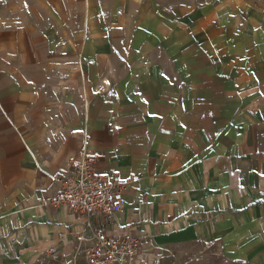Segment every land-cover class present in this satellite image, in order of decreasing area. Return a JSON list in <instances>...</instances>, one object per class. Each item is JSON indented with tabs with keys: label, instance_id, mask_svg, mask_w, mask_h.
Here are the masks:
<instances>
[{
	"label": "crops",
	"instance_id": "obj_1",
	"mask_svg": "<svg viewBox=\"0 0 264 264\" xmlns=\"http://www.w3.org/2000/svg\"><path fill=\"white\" fill-rule=\"evenodd\" d=\"M255 3L232 20L195 0H0V264H86L87 216L50 202L81 149L126 182L122 208L95 222L151 256L220 236L264 264Z\"/></svg>",
	"mask_w": 264,
	"mask_h": 264
},
{
	"label": "built area",
	"instance_id": "obj_2",
	"mask_svg": "<svg viewBox=\"0 0 264 264\" xmlns=\"http://www.w3.org/2000/svg\"><path fill=\"white\" fill-rule=\"evenodd\" d=\"M97 162V154L81 149L69 172L57 179L59 189L50 200L56 207L87 216L75 237V243L83 245L86 264H159L134 234L118 235L105 221H94L97 215L104 220L122 208L126 188L120 174H99Z\"/></svg>",
	"mask_w": 264,
	"mask_h": 264
},
{
	"label": "rangeland",
	"instance_id": "obj_3",
	"mask_svg": "<svg viewBox=\"0 0 264 264\" xmlns=\"http://www.w3.org/2000/svg\"><path fill=\"white\" fill-rule=\"evenodd\" d=\"M171 2V0H164ZM199 5L200 16H207L214 8L230 7V18L239 19L245 4H256L257 0H195ZM263 3L264 0H258ZM186 2V1H185ZM259 3V2H258ZM215 7H212L214 6ZM262 6V4H260ZM264 6V5H263ZM231 244L223 237L196 238L182 236L166 243L165 247L155 253L159 264H261L254 262V253L248 250L239 253L230 249Z\"/></svg>",
	"mask_w": 264,
	"mask_h": 264
}]
</instances>
